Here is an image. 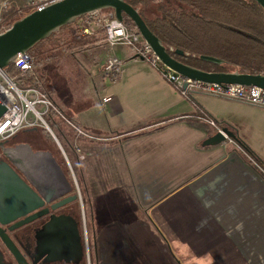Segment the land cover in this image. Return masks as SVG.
<instances>
[{"label":"crops","instance_id":"crops-1","mask_svg":"<svg viewBox=\"0 0 264 264\" xmlns=\"http://www.w3.org/2000/svg\"><path fill=\"white\" fill-rule=\"evenodd\" d=\"M97 36L67 51L87 67L99 53L87 70L90 102L65 99L44 82L90 136L77 140L81 189L43 131H18L0 142L2 155L42 196L79 194L94 264H264V108L223 98L239 111L217 112L212 96H186L124 46L115 49L122 73L110 81L102 75L107 46ZM201 112L234 137L206 144L216 132Z\"/></svg>","mask_w":264,"mask_h":264},{"label":"trees","instance_id":"trees-1","mask_svg":"<svg viewBox=\"0 0 264 264\" xmlns=\"http://www.w3.org/2000/svg\"><path fill=\"white\" fill-rule=\"evenodd\" d=\"M126 2L138 10L149 29L161 39L166 51L174 59L208 72L237 70L240 73L264 75V12L254 0H126ZM80 18L61 27L28 50V53L34 56L33 73L21 75L13 63L4 68L6 74L20 85L32 83L36 76L41 82V88L63 113L65 111L53 101L45 88L41 66L51 56V50L56 49L64 40L70 41L72 48L94 45L99 40L97 35L82 36L79 33L77 22ZM123 22L135 27L126 15H123ZM62 30H67L66 36L56 40L52 48L46 46V43L52 41ZM178 51L182 54L177 53ZM203 55L217 58L222 63L204 61L200 58ZM43 117L61 144L81 189L78 155L73 147L75 137L73 129L51 109ZM34 129L43 131L51 139L54 152L59 154L60 162L69 173L66 162L47 129L41 126ZM262 169L264 170V165Z\"/></svg>","mask_w":264,"mask_h":264},{"label":"water","instance_id":"water-1","mask_svg":"<svg viewBox=\"0 0 264 264\" xmlns=\"http://www.w3.org/2000/svg\"><path fill=\"white\" fill-rule=\"evenodd\" d=\"M264 12V0H254ZM112 9L119 21L123 15L128 16L138 29L144 41L151 47L161 63L177 74L195 80L214 84H233L247 87H258L264 90V75L240 73L237 70L227 72H208L174 59L159 39L147 26L138 10L126 0H59L46 5L41 10H34L16 20L4 32L0 33V72L14 62L18 53L28 52L38 42L48 38L61 27L73 23L76 19L86 14L99 10ZM177 53L182 54L181 51ZM202 60L214 64L222 61L211 57L201 56ZM5 111V105L0 98V115ZM58 148L62 152L67 164L66 155L54 133L46 126ZM227 137L233 138L234 134L228 128H223ZM220 132L214 133L205 141L206 144H216L225 141L226 137ZM2 156L0 148V157ZM77 194L68 195L50 203V200L36 192L19 173L6 161H0V224H8L19 217L23 219L12 224L11 228H18L24 223H30L37 218L45 217L52 211L74 201ZM58 219L61 215H49ZM72 219V216H69ZM0 238L6 248L14 257L17 264L22 263V256L12 240L0 229ZM2 253L0 252V264ZM14 264V263H9Z\"/></svg>","mask_w":264,"mask_h":264},{"label":"built area","instance_id":"built-area-1","mask_svg":"<svg viewBox=\"0 0 264 264\" xmlns=\"http://www.w3.org/2000/svg\"><path fill=\"white\" fill-rule=\"evenodd\" d=\"M55 1L59 0H0V33L8 29L14 20L34 10H41ZM77 29L82 36L98 35L99 32L103 34L107 48L102 75L110 81H116L122 73V60L116 54L115 48L124 46L130 48L136 57L143 59L160 71L168 82L188 97L194 92H199L264 108L263 89L255 86L195 81L172 71L161 63L151 47L144 41L138 29L119 21L112 9L86 14L77 22ZM13 64L21 75L33 73L34 56L28 52L18 53ZM0 98L5 105V111L0 115V142L11 138L23 129L36 126L45 128L48 124L43 115L51 109L66 125L73 129L75 133L73 147L78 158L83 159L84 155L77 140L80 137L90 136L53 104L45 90L41 88V82L36 76L32 83L20 85L6 72H0ZM110 99V97H104L102 102H108ZM199 118L204 120L215 132L225 135L223 127L206 113L201 112ZM225 137L228 140L231 139L226 135Z\"/></svg>","mask_w":264,"mask_h":264},{"label":"flooded vegetation","instance_id":"flooded-vegetation-1","mask_svg":"<svg viewBox=\"0 0 264 264\" xmlns=\"http://www.w3.org/2000/svg\"><path fill=\"white\" fill-rule=\"evenodd\" d=\"M0 161L10 164L3 155L0 157ZM48 199L50 203L59 200ZM74 203H68L56 211L50 212L49 215L53 213L61 215L60 219L54 216L49 219V215H47L12 229V224L23 219L24 216H22L8 224H0V229L19 250L22 263L83 264L86 254L82 232L83 223L79 219L81 217L76 213ZM69 216H72V219ZM0 252L3 264H17L1 238Z\"/></svg>","mask_w":264,"mask_h":264},{"label":"rangeland","instance_id":"rangeland-1","mask_svg":"<svg viewBox=\"0 0 264 264\" xmlns=\"http://www.w3.org/2000/svg\"><path fill=\"white\" fill-rule=\"evenodd\" d=\"M99 34L103 35L101 32H99ZM65 36L66 34L64 30H62L52 39V41L47 42L46 45L48 47L51 46L52 48V46L56 44V40L64 38ZM71 48H72L71 42L64 40V42L60 43L56 49L51 50L50 53L51 56L47 58L45 63L41 66V70H42L41 74L44 77L45 81H48V83L53 89H57L60 95L63 96L65 99L68 100L72 99L79 103L85 104L90 102L93 99V96L95 95V92L92 91L90 88L92 79L87 74V70L91 71L94 69V65L98 63L97 60L99 61V53L90 54V58H87V60L90 63V66L87 67L84 62L85 59H82V57L77 56L76 54L75 55L68 54L67 51L70 50ZM86 87H89L88 91L85 90ZM209 99L210 102L213 104V108L217 112L218 111L229 112V115L231 116L230 114L231 112L239 111L231 106V105H236L234 104V102H229L227 100H224L223 98L214 97V96L209 97ZM90 158H94V155H91ZM75 186L79 188L78 184L77 185L75 184ZM77 200H78L77 203L79 205V211H78L79 217H81V215L83 216L84 213L87 212V208L85 205L83 207L82 201L78 193H77ZM87 229L82 227L85 250H86L83 264H94V260L91 252V243L88 240L87 232L89 229L88 230Z\"/></svg>","mask_w":264,"mask_h":264}]
</instances>
